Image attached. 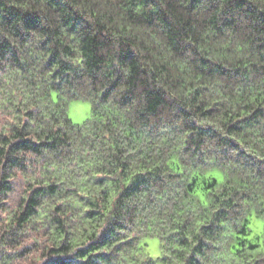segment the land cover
Here are the masks:
<instances>
[{
  "label": "trees",
  "instance_id": "obj_1",
  "mask_svg": "<svg viewBox=\"0 0 264 264\" xmlns=\"http://www.w3.org/2000/svg\"><path fill=\"white\" fill-rule=\"evenodd\" d=\"M253 215L264 0H0V264H264Z\"/></svg>",
  "mask_w": 264,
  "mask_h": 264
},
{
  "label": "rangeland",
  "instance_id": "obj_2",
  "mask_svg": "<svg viewBox=\"0 0 264 264\" xmlns=\"http://www.w3.org/2000/svg\"><path fill=\"white\" fill-rule=\"evenodd\" d=\"M68 116L75 123H81L90 115V104L84 100L75 99L68 103ZM250 233L248 239L255 242H260L264 233V219L252 216L250 219ZM145 253L156 260L154 264H164L162 261L157 260L161 256L160 242L156 237L146 238L144 240Z\"/></svg>",
  "mask_w": 264,
  "mask_h": 264
}]
</instances>
